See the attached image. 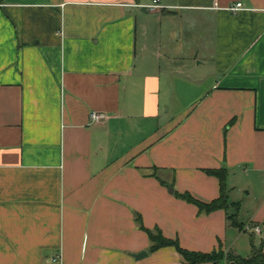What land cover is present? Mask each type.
Instances as JSON below:
<instances>
[{
	"label": "crops",
	"instance_id": "crops-1",
	"mask_svg": "<svg viewBox=\"0 0 264 264\" xmlns=\"http://www.w3.org/2000/svg\"><path fill=\"white\" fill-rule=\"evenodd\" d=\"M153 2L0 0V264H184L136 214L210 252L226 212L175 193L264 180V0Z\"/></svg>",
	"mask_w": 264,
	"mask_h": 264
},
{
	"label": "trees",
	"instance_id": "trees-1",
	"mask_svg": "<svg viewBox=\"0 0 264 264\" xmlns=\"http://www.w3.org/2000/svg\"><path fill=\"white\" fill-rule=\"evenodd\" d=\"M208 175L214 176L219 180L220 194L217 198L210 201H202L196 198L190 192H176L177 198L198 207L199 214H210L217 210H224L227 214V219L232 226L239 229H244V223L238 220V210L240 203H231L229 201V171L226 166L218 168L203 169ZM231 207L236 209L235 213L230 214ZM136 221L140 228L144 230L151 242L150 251L154 252L164 247H173L183 257L184 264H264V241L260 246L253 245L252 252L249 256L244 257L234 251H225L221 246L210 252L190 250L183 247L178 239L170 238L164 235L160 227H146L141 214H136ZM253 226L256 223L251 222Z\"/></svg>",
	"mask_w": 264,
	"mask_h": 264
},
{
	"label": "rangeland",
	"instance_id": "rangeland-1",
	"mask_svg": "<svg viewBox=\"0 0 264 264\" xmlns=\"http://www.w3.org/2000/svg\"><path fill=\"white\" fill-rule=\"evenodd\" d=\"M187 103L188 102H176L177 106L179 105V107H182ZM236 183L237 190L234 191L231 185L232 181L229 182V201L231 203L240 202L238 220L244 223L245 228L241 230L228 224L225 235V246L222 245V241L219 240V242H217L218 245L216 249L222 246L225 247V249L223 248L225 251H234L244 257H247L251 254L253 245L258 247L264 241V233L261 235L255 232V226L249 222L258 200L264 197V180L258 182L256 178L253 179L244 177V175H240L238 178H236ZM249 187L252 189V195L250 196L246 193ZM254 197L257 201L254 199ZM235 212L236 209L231 207L229 213L232 214ZM261 225L264 228L263 223Z\"/></svg>",
	"mask_w": 264,
	"mask_h": 264
},
{
	"label": "built area",
	"instance_id": "built-area-1",
	"mask_svg": "<svg viewBox=\"0 0 264 264\" xmlns=\"http://www.w3.org/2000/svg\"><path fill=\"white\" fill-rule=\"evenodd\" d=\"M159 1L160 0H154L153 4L149 5V8L151 10H155V9L159 8L160 7ZM241 8H242V3L241 2H239V3H237V4H235V5H233V6L230 7V9L231 10H234V11L240 10ZM91 118L93 120H99L101 118V115L98 112H93L91 114ZM254 229H255V232H257V233H260L261 232L259 226H255Z\"/></svg>",
	"mask_w": 264,
	"mask_h": 264
},
{
	"label": "water",
	"instance_id": "water-1",
	"mask_svg": "<svg viewBox=\"0 0 264 264\" xmlns=\"http://www.w3.org/2000/svg\"><path fill=\"white\" fill-rule=\"evenodd\" d=\"M146 255H147V252H141V253H139V254H134V256H135L136 258H141V257L146 256Z\"/></svg>",
	"mask_w": 264,
	"mask_h": 264
}]
</instances>
